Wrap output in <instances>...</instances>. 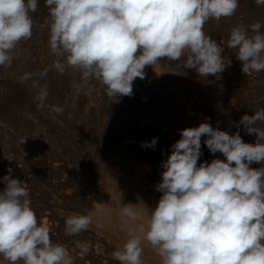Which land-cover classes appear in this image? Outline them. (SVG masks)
Listing matches in <instances>:
<instances>
[{"label": "clouds", "instance_id": "obj_1", "mask_svg": "<svg viewBox=\"0 0 264 264\" xmlns=\"http://www.w3.org/2000/svg\"><path fill=\"white\" fill-rule=\"evenodd\" d=\"M254 3L264 6V0ZM45 6L49 50L58 58L51 68L61 75L67 69L79 71L77 90L89 95L96 81L113 102L130 97L134 80L144 79L145 67L161 59L176 61L200 77L219 78L231 66L222 56L224 47L204 26L233 16L239 0H45ZM38 10L39 0H0V67H11L17 46L31 39L32 14ZM262 28L256 22L230 30L227 47L235 50L245 74L264 71ZM32 76L25 73L20 82ZM47 96V87H41L36 99L43 104ZM51 111L63 114L64 109L53 106ZM231 123L255 135V142L246 143L239 131L230 134L209 122L181 130L161 163V181L155 185L161 196L149 216L132 204L122 205L121 215L137 226L129 228L122 249L113 253L119 264H144V241L162 264H264V166L251 167L264 165V127L258 126L264 124V107ZM202 137L212 154L225 159L198 165ZM157 139L141 146L154 148ZM12 171L8 168L0 177L5 185L0 190V256L8 264H73L69 249L53 242L49 226L38 222L26 198L28 185ZM92 222L91 214L74 213L65 221V232L77 236ZM75 247L82 254L90 250L86 241H76Z\"/></svg>", "mask_w": 264, "mask_h": 264}, {"label": "rangeland", "instance_id": "obj_2", "mask_svg": "<svg viewBox=\"0 0 264 264\" xmlns=\"http://www.w3.org/2000/svg\"><path fill=\"white\" fill-rule=\"evenodd\" d=\"M32 15L31 39L17 46L11 67H0V177L12 168V176L28 185L26 198L38 222L42 223L44 217L51 215L54 219H46V224L52 221L48 226L52 224L49 228L53 242L69 249L75 248L76 241L92 244V237L101 231L100 227L92 223L84 233L69 236L65 232V221L74 213L91 214L96 205L103 204L102 199L113 201L114 213H117L115 201L110 198L111 187L120 189L129 200L151 212V206L156 207L161 193L155 187L150 188L161 181V163L185 128L209 122L230 134L239 131L246 143L255 142V135L231 122H238L245 114L254 115L264 107V71L243 73L235 50L227 47L233 26L264 24V6L258 7L254 0H239L233 16L218 22L210 20L204 26L206 34L224 47L222 56L231 60V66L226 67L219 78L200 77L192 69L186 71L189 75H177L176 71H157L148 65L144 69L145 78L134 80L133 95L119 97V102L109 100L104 86L96 81L92 82L94 91L90 95L86 94V89L78 91L79 71L67 69L61 75L51 68L58 58L49 50L46 23L49 13L45 0H39V10ZM45 68L49 71L41 77ZM25 73L33 76L21 83L20 77ZM45 86L48 96L41 104L36 97ZM53 106L63 107V114L52 112ZM258 126L264 127V124ZM153 138H158L154 148L141 146ZM205 138H201L202 156L198 165L216 158L225 159L221 153L209 151L203 144ZM9 156L14 160L6 159ZM261 166L264 165H251L252 168ZM112 181H115L114 186ZM4 187L0 182V190ZM151 202L155 203L150 205ZM0 264L8 262L0 256Z\"/></svg>", "mask_w": 264, "mask_h": 264}, {"label": "bare ground", "instance_id": "obj_3", "mask_svg": "<svg viewBox=\"0 0 264 264\" xmlns=\"http://www.w3.org/2000/svg\"><path fill=\"white\" fill-rule=\"evenodd\" d=\"M153 68H155L157 71H164V70H171V71H180V72H185V71H189L190 69H181L182 67H179L177 65V62L176 61H167L166 59H161L159 64H156L153 66ZM169 71V72H171ZM190 73V72H189ZM189 73L187 72V75H189ZM191 77V76H190ZM152 160V159H151ZM150 161V160H149ZM147 162V161H146ZM138 164V163H137ZM152 164V162H151ZM156 164V163H154ZM139 165V164H138ZM137 165V166H138ZM153 165V164H152ZM136 166V168H137ZM141 166V165H140ZM155 166H158V165H155ZM135 167V166H134ZM147 167V166H146ZM135 168V169H136ZM145 168V167H144ZM148 168V167H147ZM134 169V168H133ZM138 169V168H137ZM139 170V169H138ZM153 170V169H152ZM155 170V168H154ZM140 171V170H139ZM150 171V170H149ZM162 171V169H161ZM134 172V170H133ZM141 172V171H140ZM138 173V174H142V173ZM106 173V172H105ZM154 173V172H153ZM137 174V173H135ZM146 175L147 172L145 173ZM152 174V173H151ZM150 175V174H149ZM137 177V175H135ZM139 176V175H138ZM153 176V174H152ZM159 176V175H158ZM142 178H144V176L141 175ZM154 177V176H153ZM125 178L122 176V179ZM140 178V177H139ZM155 178V177H154ZM137 179V178H136ZM146 179V178H145ZM158 179V178H157ZM126 180V178L124 179ZM155 180V179H154ZM141 181V180H140ZM143 181V180H142ZM148 181V180H147ZM158 181V180H157ZM113 182V181H112ZM115 182V181H114ZM114 182H113V186H114ZM133 182H136L135 181V178H134V181ZM138 182V181H137ZM144 182V181H143ZM142 182V183H143ZM126 183V181H125ZM129 183H132V182H129ZM139 183V182H138ZM152 183V182H151ZM158 183V182H157ZM156 183V184H157ZM120 184V183H119ZM122 184V183H121ZM127 184V183H126ZM133 184V183H132ZM153 184V183H152ZM116 185V184H115ZM125 185V184H124ZM128 185V184H127ZM135 185V184H134ZM132 185V186H134ZM145 185V184H144ZM149 185V184H148ZM131 186V187H132ZM146 186V185H145ZM116 187V186H115ZM123 187V186H121ZM136 187V186H134ZM143 187V186H142ZM151 187V186H150ZM155 186H153V188H150V189H154ZM137 188V187H136ZM145 188V187H144ZM113 189V195L110 196V198L112 197L113 200L115 201V204H116V212L117 213H114V207H113V204L112 202H108L106 201V199H102L103 201V204H101V206H93L94 207V210L92 209L91 211H93L91 214V216L93 217V222L96 227H100L101 231L98 233H95L94 237H92L94 240H93V243L92 244H89L90 245V250L88 251V253L86 254H82L78 249L75 248H71L69 249L71 255H72V258H73V264H119V262L114 258L113 256V253L119 249H122L124 243L126 242V240L128 239V236H127V232L129 230V228H133V227H136L137 226V222L135 221H131L129 219H127L126 217L122 216L121 215V208H122V205H127V204H132L135 206L136 210L138 212H140L145 218H147L150 214V211L146 208H144L143 206H141V204H138V203H134L132 202L131 200H129L127 198V194L125 195L120 189L118 188H112ZM127 189H129L127 187ZM143 190V193L146 192L143 188H140ZM146 189H149L148 187ZM149 189V190H150ZM104 190V189H103ZM106 190V189H105ZM123 190V189H122ZM125 190V189H124ZM108 191V190H107ZM127 192L129 190H126ZM126 192V193H127ZM136 192V191H135ZM142 192V191H141ZM140 192V193H141ZM151 192V191H150ZM153 192V191H152ZM107 193V192H106ZM105 193V195H106ZM131 193V192H129ZM139 193V191L137 192ZM136 194V193H135ZM149 194V192L147 193V195ZM154 194V193H153ZM96 195H99V193H97ZM103 195V194H102ZM101 195V196H102ZM111 195V194H110ZM134 195V194H133ZM145 195V194H144ZM137 196V195H136ZM160 196V195H159ZM100 197V196H99ZM146 197V195L144 196ZM110 198L108 197V200H110ZM137 198V197H136ZM151 198V197H149ZM143 199V198H141ZM139 199V200H141ZM146 199V198H145ZM155 199H158V198H155ZM147 200V199H146ZM145 200V202H146ZM149 200H152V199H149ZM137 202V201H136ZM140 202V201H139ZM144 202V201H143ZM148 202V201H147ZM146 202V203H147ZM156 202V200H155ZM154 202V203H155ZM153 202L150 203V205L152 204ZM153 203V204H154ZM145 205V204H144ZM147 206V207H150ZM157 205V204H155ZM153 207H155L153 205ZM151 209H152V206H151ZM83 210V209H82ZM85 211V210H84ZM88 211V210H87ZM46 212V211H45ZM85 213V212H84ZM88 213V212H86ZM85 213V214H86ZM90 213V212H89ZM45 214V213H44ZM49 214V213H48ZM51 215V214H49ZM48 219L52 217L50 216H46ZM47 218H43L42 219V224H46V219ZM51 220H54L53 217ZM41 222V221H40ZM52 221H48L47 222V225H49L48 223H50ZM93 224V225H94ZM52 224H50L49 227H51ZM92 226V225H91ZM96 228L94 227V230ZM99 229V230H100ZM93 231V230H92ZM84 233V232H83ZM91 233V232H90ZM92 233V234H93ZM87 234V233H86ZM87 236H90V234H88ZM91 241V240H90ZM142 260L144 262V264H162V261H161V258L156 254L155 250H153L151 248V246L146 242L144 241L143 242V255H142Z\"/></svg>", "mask_w": 264, "mask_h": 264}]
</instances>
